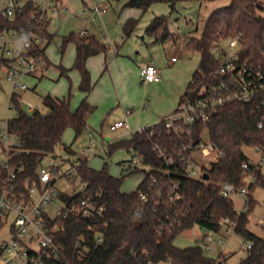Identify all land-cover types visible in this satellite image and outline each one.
Returning <instances> with one entry per match:
<instances>
[{"label":"trees","instance_id":"16d2710c","mask_svg":"<svg viewBox=\"0 0 264 264\" xmlns=\"http://www.w3.org/2000/svg\"><path fill=\"white\" fill-rule=\"evenodd\" d=\"M186 1L203 4L212 0H125L124 7L146 10L156 2H163L170 6L172 13L177 10L179 2ZM263 3V0H228L225 5L209 13L201 35L190 36L185 45L187 50L198 52L200 60L180 101L197 86L215 84L221 80L220 76L214 74L221 64V58L212 48L224 39L238 37L239 61L264 68ZM32 8L33 5H27L26 10L19 13V22L11 24L27 27ZM138 21L135 17L126 19L124 30L127 35L136 28ZM44 31L45 45L38 47L41 53H45V48L54 37L48 28ZM146 31L157 42L174 36L169 15L166 14L156 15ZM69 42L75 45L72 69L79 72V88L87 95L93 88L87 60L105 52L107 47L95 35L71 33L61 40L62 53ZM61 72L68 75V69L63 66ZM263 99L264 92H260L248 101L226 103L216 109L207 123H179L177 129L167 128L163 118L143 132L109 142L106 151L108 157L115 150L123 148L132 157L140 156L142 164L148 166V169L128 166L123 170L131 172L141 169L144 172L137 188L130 192L122 189L127 173L121 176L111 173L107 159L101 168H95L87 159L76 158L72 161L76 174L71 180L78 178L80 182H87V186L83 191L59 190L58 198L70 204L91 195L103 210L93 217L71 214L67 218L56 217L52 220L64 226L55 234L60 251L43 255V263L223 264L221 256L214 258L207 255L201 244L187 247L175 244L180 234L198 225L213 232H220L224 226H232L244 238V242H252L241 264H264V236L248 228L249 214L256 202L251 192L257 185L264 187V165L249 169L243 167V163L250 160L245 148L264 144V129L258 127V121L264 117ZM12 101L18 113L8 119V130L18 137L20 145L17 150L10 151L8 164L23 167L17 172L15 180L20 188H25L26 180L40 182L39 169L43 166V159L54 153L58 146L70 154L75 153L72 144L64 141V135L68 129H72L77 139L86 130L95 106L84 97L73 108L70 94L64 97L45 95L46 112L24 110L17 95L12 96ZM204 130L221 154L209 166L203 167L201 177L193 178L186 174L185 160L192 148L201 142ZM158 148L170 162L160 155ZM251 172L255 177L248 185V208L238 210L233 198L221 193V184L228 182L240 188ZM6 175L7 169L0 164V181ZM173 183L178 184L180 197L171 200ZM91 224L99 225L102 234L100 242L96 233L89 228Z\"/></svg>","mask_w":264,"mask_h":264},{"label":"built area","instance_id":"2783aa9c","mask_svg":"<svg viewBox=\"0 0 264 264\" xmlns=\"http://www.w3.org/2000/svg\"><path fill=\"white\" fill-rule=\"evenodd\" d=\"M33 5L29 16L27 27L14 26L11 23L19 22V13L26 10L27 5ZM62 11H68L63 0H0V87L2 83H7L11 87L10 105H14L12 96L17 95L19 102H22L19 92L28 88L26 77L36 73L41 69L42 64L46 61L45 53L39 52V48L45 45L44 30L50 23L58 17ZM105 7L100 0H96L95 5L90 13V18L95 21H102V15ZM103 25V24H102ZM86 29L78 32L79 36L87 34ZM264 38V36H263ZM231 47H237L234 54L228 55L221 45L212 48L217 56L221 58L219 68L214 72L215 76H220L221 80L215 84H201L199 91L192 99L188 95L181 100L177 108L164 117L167 128H176L179 123L195 125L197 122L207 123L219 106L233 101H248L260 92H264V68H257L239 61L238 37L230 38ZM218 52H220L218 54ZM172 60H176L173 57ZM140 77L143 83L159 82L162 79L160 69L149 60L140 69ZM264 104V99H263ZM39 108L28 104L27 110L33 112ZM43 112L47 111L44 105ZM5 126L0 127V143L2 150L5 152L4 159L0 164L7 169V175L0 181V231L7 224L9 226V238L0 239V264H44L42 256L57 254L60 246L55 241V234L63 230L61 223H55L56 217L67 218L74 214L81 217H93L102 213L103 207L99 205L91 195L83 196L78 202L70 204L65 203L58 198L60 189L56 187V181L60 177V166H41L39 169L40 182L29 180L25 181V188H20L15 180L17 172L22 170V166L11 167L8 162L11 159V150H17L20 141L18 137L8 130V119L5 120ZM150 125L142 126L136 129L130 127L127 119L118 120L110 124V129L115 130L121 127L129 128L131 134L143 132ZM258 127L264 129V117L258 121ZM207 133L204 130L201 134ZM157 146H155L156 148ZM200 149L201 154L211 156L215 160L220 154L216 146L210 140L205 144L201 142L192 148L191 154L185 160L187 176L197 178L203 174V167L209 166L208 163L201 164V170L196 168L197 160L193 152ZM253 149L258 153L257 160L245 161L243 167H257L264 165V144L256 145ZM160 155L167 162L171 160L158 148ZM134 155L130 161L136 163L141 161V157ZM76 174V166L68 167L64 175L72 179ZM253 172L249 174L250 181L254 179ZM83 191L87 182H81ZM221 193L224 196L232 197L242 194L246 197L243 210L248 208L249 189L243 185L236 187L231 183L224 182L221 184ZM142 198L144 197L141 195ZM180 197L178 184L173 183L170 193V199ZM59 200L61 205L56 208V214L51 215L46 206L49 203ZM264 226V220L261 221ZM89 228L96 233L97 241L102 240V234L99 231L98 224H91ZM233 229L232 226L227 227ZM203 237L207 249H211V242H214L213 231H209ZM224 239H220L221 243ZM247 249L252 246L251 241H245ZM224 247V245H222ZM160 264V263H154ZM169 264V262H167Z\"/></svg>","mask_w":264,"mask_h":264},{"label":"rangeland","instance_id":"374dc122","mask_svg":"<svg viewBox=\"0 0 264 264\" xmlns=\"http://www.w3.org/2000/svg\"><path fill=\"white\" fill-rule=\"evenodd\" d=\"M88 5L92 6L96 0H85ZM264 1V0H263ZM101 4L105 7V13L103 15V19L107 25L106 28H99V24L95 22V20H89L86 23V27L89 30V35L95 33V36L103 43H105L107 49L106 54L109 58L113 50V43L117 45L118 48L121 49L123 43L121 39V35L124 34L126 36L124 25L125 21L130 16H135L139 19L138 27H145L151 22V19L155 15L166 14L169 15V25L179 31L181 34L186 32L190 27L195 28L194 34L196 36H200L202 29L204 27L205 20L209 13L216 7L225 5L228 0H212L206 1L203 5H200L199 1H186L179 2L177 4V10L170 13V8L167 3L156 2L152 4L146 10L136 8V7H124L125 0H100ZM67 4L70 7L71 12H75L77 14L82 13L83 5L85 4L83 0H67ZM264 5V3H263ZM68 11L67 19L64 25L59 30L58 34L54 37V39L48 44L47 52L50 59V63L52 64L44 73V76L37 80V86L35 89L27 88L26 90H22L20 92L22 99V108L26 111L28 104H32L34 107L42 109L44 106V95L45 94H70L71 103L74 107H77L82 98V93L79 88V73L75 69H71L69 75H60V64L68 65V67L72 66L74 55H75V45L73 42H69L62 53L61 51V40L64 36H68L71 33H78L81 31L82 27L79 19L77 17L71 15V12ZM264 14V10L262 11ZM189 27V28H187ZM129 38V37H128ZM221 47L227 51L228 55H232L236 52L237 47H231L230 39H224L220 43ZM137 49H133L132 53L129 55H133L130 58L131 62L134 63L135 55L137 54ZM188 52V53H187ZM190 52V53H189ZM220 52H218L219 54ZM176 59L181 60L182 62L185 59H189L190 61L196 62L199 58V53L196 51H187L182 49L179 51L178 49L172 53ZM104 53H101L100 56H103ZM102 58L103 57H99ZM107 58V62L109 64V59ZM141 61L142 58H139ZM133 65V64H131ZM98 72L95 76V79L99 78L103 69ZM32 83L35 80L31 81ZM142 86L141 82L133 83L130 79L128 84L127 82L121 86L123 92L125 93H140V87ZM144 87V86H142ZM10 97H11V87L7 83H2L0 87V127L5 126V120L14 117L18 113V109L14 105H10ZM147 98L150 99V96L146 95ZM99 131V130H98ZM119 133V130H108L104 129V134L106 135H114L116 136ZM99 135V134H97ZM98 137V136H97ZM74 137V131L72 129H68L64 135V140L67 144H70ZM86 139V132L84 131L77 139L73 142V148L78 149L79 143ZM104 140H106L104 138ZM209 140L208 133L203 134L202 143L205 144L206 141ZM82 141V142H83ZM91 153L93 150H89ZM107 151V150H106ZM106 151L101 155L92 156L89 155V162L91 166L101 168L108 159L109 170L116 176H121L124 173H127L123 184L122 189L125 191H133L137 188L140 180L142 179L144 172L143 170H133L131 172L123 171L129 165L133 169L135 166L140 168H147L148 166L142 164L141 161L136 163H132L130 159L132 158V154L130 153V159L125 161L123 165L119 163V160L124 158L129 153L123 149H117L113 152V154L108 157ZM246 154L252 159L257 160L259 158L258 153L252 148H245ZM195 159L197 160L196 168L198 171L201 170L202 163H208L212 160L211 156H205L201 154L200 149H196L193 152ZM5 152L2 150V145L0 143V160L4 159ZM137 158V156H135ZM76 159V155H72L68 153L63 147L58 146L56 151L52 154H48L43 159L44 166H53L56 164L60 166V177L56 181V187L60 190L72 192L74 190L80 191L82 184L78 178L74 181L66 178L64 175L65 170L71 165V162ZM123 166V167H122ZM123 168V169H122ZM245 187L249 189L248 185L250 182L249 176L245 177ZM252 195L255 198L256 202L253 209L249 214V222L248 228L260 235L264 236V226L261 224V221L264 220V187L261 185H257L252 190ZM246 197L242 194H237L233 196L234 204L238 210H242L245 204ZM61 203L59 200H55V202L49 203L46 206V210L51 214L55 215L56 208L60 206ZM10 223L0 231V239H8V229ZM209 230H206L200 226H194L193 228L183 232L180 234L176 240L175 244L180 247H187L191 245L201 244L205 253L211 257L217 258L221 256V260L223 264H241V259L247 255V245L244 242V238L237 234L233 229H228L224 226L220 232H213L214 242H211V249H207L204 242H202L203 237L206 234H209ZM220 239H224L221 243H219ZM224 245V247L222 246ZM160 264H167V262H162Z\"/></svg>","mask_w":264,"mask_h":264},{"label":"crops","instance_id":"0c3cea01","mask_svg":"<svg viewBox=\"0 0 264 264\" xmlns=\"http://www.w3.org/2000/svg\"><path fill=\"white\" fill-rule=\"evenodd\" d=\"M63 2L68 8V11H70L67 0H63ZM84 3L81 14L70 12L71 15L79 19L81 26H83L82 29L88 31L85 35L87 36L89 35V30L85 25L89 20H92L90 18V13L96 2L92 6L88 5L86 1H84ZM68 11H62L61 14L50 23L48 31L53 33L54 37L64 25ZM103 15V23L100 21L95 22L99 24L98 27L100 29H107ZM146 27L147 25L145 27L136 26L129 35L126 34L125 36L122 34L121 39L123 45L121 49L113 43L114 52L111 55L115 54L117 56H110L108 58L106 52H101L104 53L103 56H100L101 53H99L88 58L87 66L91 72L93 88L87 95L83 91H81V93L82 98L87 97L88 101L95 106V110L89 116L87 121L88 124L85 130L86 139L79 143V148L75 149V153L72 154L76 155V158L81 157L87 159L89 162V155H101L107 150L109 142L116 139L130 137L131 133L127 127L115 129L119 130V133L116 136L104 134V129L111 130L109 126L115 121L127 119L130 127L136 129L162 120L177 108L181 96L187 91L200 58H198L196 62L190 61L189 59H185L183 62L181 60L179 61V59L173 61L172 58L175 56L172 53L177 49L179 51H182V49L187 50L185 48L186 42L190 36L194 35L195 28L187 27L189 29L181 34L170 26L174 36H170L164 41L157 42L154 40L153 35L147 33ZM92 35H95V33H92ZM134 48L137 49V54L135 55L136 60L134 59V63H132L130 58H132L133 55H129V53H132ZM99 57H103V59ZM46 58L47 59L42 64L40 70L26 77L28 88L35 89L38 83L37 80H40L44 76L45 71L52 65L48 56L47 47ZM107 58L109 59V64ZM139 58H142V60L140 61ZM149 60H153L154 64L161 71L162 79L159 82L143 83L141 80L140 69ZM61 66L68 69L69 75L72 66L68 67V65L60 64V75H63L61 72ZM103 66L105 67L100 77L95 79V76L100 72ZM130 79L133 83H142V86L144 87H140L141 94L123 92L121 86L126 82L128 84ZM32 80H35V82L32 83ZM146 95L150 96V99L147 98ZM53 96L64 97L66 94H57ZM72 107L75 108L73 105ZM104 138L106 140H104ZM75 140L76 139L70 144H73ZM89 150H93V152L91 153ZM128 153V155L119 160L121 165L130 159V152ZM72 164L73 162H71L70 166H72ZM123 190L125 191V189Z\"/></svg>","mask_w":264,"mask_h":264},{"label":"water","instance_id":"95a60500","mask_svg":"<svg viewBox=\"0 0 264 264\" xmlns=\"http://www.w3.org/2000/svg\"><path fill=\"white\" fill-rule=\"evenodd\" d=\"M199 89H200V85L197 86L195 89L189 91L188 92V98L192 99L195 96V94L199 91Z\"/></svg>","mask_w":264,"mask_h":264}]
</instances>
